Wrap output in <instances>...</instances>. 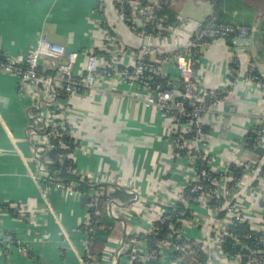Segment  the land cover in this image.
<instances>
[{"label":"crops","instance_id":"obj_1","mask_svg":"<svg viewBox=\"0 0 264 264\" xmlns=\"http://www.w3.org/2000/svg\"><path fill=\"white\" fill-rule=\"evenodd\" d=\"M113 1L0 0V50L8 57L16 56L32 48L44 31L53 43L81 50L80 62L84 63L87 55L102 50L108 32L101 25L104 22L112 36L131 52L122 55L120 63L131 65L142 41L120 19ZM171 8L181 23L173 32L174 42L180 46L195 25L213 12L208 0H171ZM221 10L224 18L250 26L252 34L238 38L234 47L220 39L205 48L197 72L202 87L209 91L227 87L235 53L243 69L250 62L264 75V9L247 5L246 0H222ZM171 46V42L164 43L167 49ZM167 65L169 74L176 75L175 67ZM42 66L47 76L54 74L46 63ZM54 85L58 97H64L60 85ZM110 87L112 92L104 95L94 92L72 99L67 116L79 141L74 158L80 173L116 183L138 196L135 204L114 205V218L121 219L125 233L139 224L146 228L154 207L164 209L170 200L181 196L189 172L172 156L171 122L166 116L133 98L121 97L130 91L128 86L118 82ZM39 88L35 94L21 93L17 78L0 70V203L18 206L17 215L0 210V228L20 237L28 248V254L15 249L6 254L0 249V264H80L85 245L81 226L88 220L81 197L33 178L49 177L43 164L48 159L35 151L31 136L40 103L48 97L44 87ZM214 109L205 118L210 126L206 143L217 167L249 159L251 152L240 142L252 125L261 122L264 97L255 85L240 77ZM254 181L257 185L252 186ZM261 195L264 177L247 175L236 201L254 228L263 219ZM194 211L197 220L185 231L200 239L207 229L199 223L206 212ZM120 243L121 239L109 238L101 259L112 257Z\"/></svg>","mask_w":264,"mask_h":264},{"label":"built area","instance_id":"obj_2","mask_svg":"<svg viewBox=\"0 0 264 264\" xmlns=\"http://www.w3.org/2000/svg\"><path fill=\"white\" fill-rule=\"evenodd\" d=\"M125 2L128 5L129 13L125 12L121 5L116 10L117 14L130 32L142 41L131 65L125 66L120 63L121 56L125 55L126 52L130 54L131 52L115 36L108 33L102 50L97 55H87L85 62L81 63L80 57L83 55L81 50L67 49L57 45L49 39L44 31H41L32 48L16 56L8 57L5 62L0 61V70L17 78L18 89L21 93L31 91L35 94L40 92L39 85L44 87L48 97L40 103L42 107L39 116L32 123L31 136L36 143V145L33 144L35 151L57 149L59 152L56 155L59 162L63 163L64 160H69L75 165L74 153L79 147V141L73 134L67 116L72 99L94 92L104 95L112 92L110 85L113 84L114 86L118 82L128 86L130 91L123 92L121 97L140 101L144 106L152 107V109L162 113L171 122L169 138L173 150L172 156L181 162L180 167L184 166L188 170L186 185H193L191 191L195 192L201 188L198 182V173L203 177L207 175L206 170L198 166L199 161L206 160L207 167L211 171L226 170V166L217 167L206 143L207 137L202 134L201 126L207 124L206 116L215 110L214 108L220 103L221 98L217 96L219 93L216 92L217 90L209 91L202 87L197 72L198 62L201 54L211 42L231 37L232 44H235L238 38L247 35L248 28L241 25L217 24L209 21L204 26L196 25L186 43L180 46L174 42L173 32L180 27L181 23L178 22L176 25L163 24L154 14L165 4L171 3V0H126ZM154 30H158L159 33L157 35L151 34L150 32ZM161 30L165 34H161ZM165 42H171L172 46L168 49L165 48ZM236 51H239L238 46H236ZM233 62L236 66H232L229 70V84L227 86L231 87L242 77L255 85L258 92L264 97V81L257 76H246V72H251L253 69L252 63L246 62L243 69V64L238 61L237 53L233 56ZM43 63L54 70V74L47 76L42 69ZM168 63L175 67L176 75L169 74L167 71ZM154 76L161 80L156 82L157 80H153ZM261 77L264 79V75ZM55 82L60 85L64 97H58ZM260 117L264 123V110ZM65 136L74 138L72 142L75 145L74 149L69 147V144L64 140ZM255 144L264 147V124L258 133ZM36 146L40 147L37 148ZM237 163L242 164L243 168V175L237 182L240 190L245 177L249 173L257 176L258 169L250 171V167L255 164L250 159ZM39 171H44L41 164H39ZM72 171L80 173L77 165ZM33 178L46 182L45 177L37 176L36 178L33 176ZM224 178L226 179V177ZM91 180L99 181L96 178ZM212 182L215 188L211 194L207 196L200 194L198 198H195L197 204H193L184 198L182 190L181 196L169 201L168 207L172 210L177 209L175 201L183 202L185 208L193 209V217L190 219L178 217L176 221L179 222V225L175 227L170 225V231L166 236L154 241L156 249L149 246L146 237L138 238V236L141 234L148 235L157 230L156 223L163 220L164 213L171 212L167 207L164 209L154 207L146 228L139 224L133 230H127L125 233L133 237L129 241L124 238L121 239L120 246L114 252L117 256L116 264H150L154 257H157L162 264H179L185 254L186 246L197 247L199 244H202V248L208 254L207 264H237L236 259L230 263L222 255L220 244L225 224L232 223V220L246 219L245 209L241 208L236 200L234 203H230L226 199L229 195L226 185H218L216 180ZM52 185L62 186L67 194L81 196L76 183L68 185L53 183ZM100 194L98 190L94 191L85 205L88 220L81 226L85 234V245L82 255L79 256L80 264H110L113 257H106L102 260V257L97 258V256L91 255L88 249L93 231L90 216L101 214ZM221 197L225 198V201L220 206H210L207 203V198H211L214 203L218 204ZM260 201H264V195L260 196ZM137 202L138 196L136 195L132 204ZM115 204L117 202L109 201L105 206V212L113 217L117 215L114 211ZM196 208L206 212L205 219L199 222L207 226L205 235L200 239L189 236L185 231L186 226L194 222L195 216H197L194 211ZM222 208L227 209V217L224 221L219 222L216 221V216ZM0 210L18 214V206L16 205L0 203ZM258 226V228H254L252 225L254 229L262 232L263 235L260 239L264 242V213L262 222ZM211 232L214 233L213 236H211ZM0 249L6 254H9L13 249L22 254H28L27 245L20 237L1 228ZM189 252L191 253L192 250ZM261 252L262 263H257L255 259H252L250 264H264V250Z\"/></svg>","mask_w":264,"mask_h":264},{"label":"trees","instance_id":"obj_3","mask_svg":"<svg viewBox=\"0 0 264 264\" xmlns=\"http://www.w3.org/2000/svg\"><path fill=\"white\" fill-rule=\"evenodd\" d=\"M125 1L126 0H114L113 5L115 9H119L122 5L124 11L129 13V8L128 5H126ZM208 1H210L213 5V12L208 15L207 18L204 19V21L197 23V26H204L209 21H213L217 24L241 25L248 28V33L243 38H248L252 34V29L250 28V26L233 22L232 20L224 18L221 10L222 0ZM246 3L247 5L253 4L256 5V7H261L262 9H264V0H246ZM154 14L156 15L157 19H160L162 21L163 24L176 25L178 23V19H176V14L171 8V3L165 4L164 6H162V8L156 10ZM101 25L108 31V34L112 35L108 26L104 22H101ZM150 33L157 35L159 32L158 30H154ZM160 33L165 34V32L162 30L160 31ZM224 40L232 47L235 46V44H232L231 42V37H228ZM97 52L99 51H96V53ZM6 60H8V56L0 50V61L5 62ZM145 60L148 61L147 59ZM232 66L235 67L236 64L233 62ZM51 73H54V71H51ZM47 74H49V72H47ZM249 75L257 76L258 78L264 81V79H262L261 77L262 74H260L257 69L254 68V66L251 72H246V76ZM153 80H157L156 82H158L161 79L154 76ZM229 88L231 87L227 86L223 90H217L216 92H219L217 96L223 99V97L227 94ZM263 124V121H261L257 124L252 125L246 132L243 141L240 142L242 148L248 149L251 152V156L249 159L254 161L255 164L250 167V171L258 169V173L256 174L257 177H264V147L255 144L256 138L258 137V133L262 128ZM201 129L203 136L207 137L210 131V126L208 124H204L201 126ZM64 140L69 144V147H71L72 149L75 148V145L72 143L74 141V138L70 136H65ZM57 152H59V150L52 149L45 150L39 153L41 154L42 158L47 157L48 159L46 161L43 160V164L49 174V177L45 178L46 183H62L64 185L76 183L81 193L80 197L84 205L88 203L94 191L98 190L101 193L99 201L101 214L99 216H90V223L91 225H93V231L91 233V240L88 246L89 253L91 255H95L97 256V258H101L109 238L122 239L123 237L126 241H129L133 237L132 235L123 232V225L121 219L114 218L113 216L105 212L106 204L109 201H115L118 203L120 202L124 205H129L133 203V199L136 194L128 192L126 188L116 183L93 181L90 177L86 176L85 174L73 172L72 169L76 168V165L70 162L69 160H64L63 163L59 162L56 155ZM198 166L203 170L205 169L207 174L203 177L200 176V173H198V182L201 185V188L195 192H192L191 188L193 185H186L182 189L183 197L188 199L189 202L191 201L193 204H197L195 198H198L200 194H203L205 196L211 194V192L215 188V185L212 181L216 180L218 185H226V188H228L229 190V195L226 199L229 200L230 203H234L236 200L237 193L239 191L237 182L243 175L242 164L237 162L227 163L225 171H211L207 167L206 160L199 161ZM250 175L254 176L253 173ZM224 177H226V179ZM255 185H257V181H254V183L252 184V186ZM224 201L225 198L221 197L219 198L218 204H216L213 202V199L207 198V203L210 206H220V204ZM261 203L264 208V201H262ZM175 204L177 205L176 210H172L167 207V209L171 212L164 213L163 220L161 222L158 221L156 223V225L158 226L157 230L148 235L141 234L138 236V238L146 237L149 246L151 248L156 249V244L154 241L160 240L165 237L166 234L170 231V225H173L174 227L178 226L179 222L176 221L178 217L185 219H190L193 217V209L185 208L183 202L180 201H175ZM88 210L91 211L90 208H88ZM226 217L227 209L222 208L217 213L216 221L222 222ZM232 221L233 222L230 224H225L224 232L222 233V241L220 244V251L222 255L228 261H230V263H233L235 259L237 261V264H250L252 259H255L257 263H262L261 250H264V242L260 239L263 235L262 232L254 229L247 219ZM213 235L214 233L211 232V236ZM190 250H192L191 253L189 252ZM207 260L208 254L202 248V244H199V246L197 247L187 245L185 254L179 264H207ZM150 264L162 263L157 259V257H154L151 259Z\"/></svg>","mask_w":264,"mask_h":264},{"label":"water","instance_id":"obj_4","mask_svg":"<svg viewBox=\"0 0 264 264\" xmlns=\"http://www.w3.org/2000/svg\"><path fill=\"white\" fill-rule=\"evenodd\" d=\"M122 239H123V237H122ZM116 263H117V256H116V254H114L112 259H111L110 264H116Z\"/></svg>","mask_w":264,"mask_h":264}]
</instances>
